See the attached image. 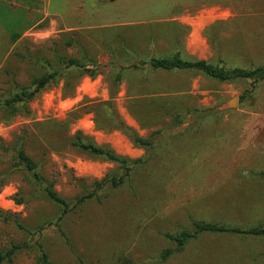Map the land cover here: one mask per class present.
<instances>
[{
  "label": "rangeland",
  "instance_id": "1",
  "mask_svg": "<svg viewBox=\"0 0 264 264\" xmlns=\"http://www.w3.org/2000/svg\"><path fill=\"white\" fill-rule=\"evenodd\" d=\"M84 1L0 0L1 98L15 83L28 85L32 74L42 70L39 59L53 61L56 51L77 56L84 46L100 65L101 73L94 78L76 70L49 83L28 101L26 111L11 118L0 112V141L10 144L25 137V151L61 196L71 199L83 184L117 169L114 162L70 145L75 131L119 154L145 156L144 148L106 119L102 102L113 100L111 107L122 121L144 137L173 124L175 112L184 115L205 107L216 117L193 129L186 140L191 148H175L182 158H167L168 166L177 163V174L162 188L157 214L138 226L140 219L126 213L130 205L125 189L100 204H86L66 219L69 244L60 240L57 228L45 230L50 258L55 264H123V258L126 264H264V236L235 233H202L173 258L158 261L159 251L169 244L160 231L189 229L193 219L243 229L264 224V79L253 86L248 79L220 82L184 71L129 72L113 88L109 68L103 66L108 54L102 41L109 33L106 28L115 32L128 23L132 28L121 33L137 34L142 51L170 53L171 36L187 57L204 56L213 63L221 57L228 66L263 64L264 0H89L101 10L97 15L82 13L88 3ZM146 30L153 39L146 38ZM68 38L76 43L64 45ZM189 48L197 52L190 54ZM232 97L236 105L225 107ZM187 117L164 133L185 129L194 121L192 113ZM153 164L138 169L137 182L155 169ZM4 168L0 161V171ZM2 180L0 247L25 239L15 220L34 228L59 214L54 204L35 195L23 174L11 173ZM36 256L35 249H23L7 264H38Z\"/></svg>",
  "mask_w": 264,
  "mask_h": 264
},
{
  "label": "trees",
  "instance_id": "2",
  "mask_svg": "<svg viewBox=\"0 0 264 264\" xmlns=\"http://www.w3.org/2000/svg\"><path fill=\"white\" fill-rule=\"evenodd\" d=\"M128 27L132 28L131 26ZM128 27H117L115 32H113V28H106L109 33L102 38V41L105 42L104 51L108 54V60L103 66L109 68L110 85L113 88L118 87L125 74L127 75L129 72H141L145 75L149 71H184L199 73L220 82L248 79L252 81L253 86L259 80L264 79V63L251 67L228 66L221 57L218 58L216 63L202 58L187 57L182 55L176 48L177 45L172 41V38L170 40L172 44L174 43V49L170 53L156 54L152 53L148 48L143 51L139 50L136 41L140 39L137 34L125 37L121 33L123 29ZM150 32V30H146L144 35L148 39L150 37L153 39L154 35ZM73 43H76V40L68 38L65 40L64 45ZM55 58L53 61L48 58H40L39 65L42 70L32 74L28 85L15 83L7 96L0 97V112L4 117L11 118L21 111H26L28 101L37 96L49 83L57 81L60 77L67 78L76 70L82 71L83 74L88 75L90 78H94L101 73L96 56L92 55L84 46L77 56H68L56 51ZM135 85L138 86L140 83L134 84L133 87ZM131 92L127 91V94H131ZM145 93H154V91L148 90ZM112 101L110 99L102 102L105 106L103 112L108 116L106 119L111 125L126 134L134 145L144 148L145 156L132 158L119 154L106 145H99L93 142L83 135L81 131H75L68 140L70 145L101 159L114 162L117 164V169L99 179H93L89 184H83L82 190L71 199L61 196L55 190L53 181L43 174L40 163L25 151V137H18L10 144L0 141V161L6 163V168L0 171V182H3L4 180L2 179L9 174L19 172L29 180L36 196L45 198L59 210L55 220L37 225L34 228H26L15 220L17 227L26 232V237L22 242L10 241L7 245L0 247V264L12 263L15 256L23 249H35L38 264H55L44 244L45 230L51 226L57 228L60 240L69 244L70 239L65 226L68 216L71 213L78 212L86 204L93 202L100 204L105 199H112V196L117 195L124 189L129 195L128 202L130 205L127 207L126 213L131 212L134 217L140 219L138 226L141 224L142 219H148L157 214L162 206L160 204L163 200L164 191H162V188L168 180L173 179L177 174L173 170L177 163L172 162L168 166L169 161L167 158L171 157L176 160L182 158V153H178L175 148L177 146H184L185 150L188 147L191 148V143L187 145L186 140L193 132V129L216 117L215 112L205 107L188 109L184 115L175 112L173 124L157 129L150 136L144 137L122 121L118 113L111 107ZM188 113L194 115L192 124L185 129L164 133V130L176 127L187 120ZM152 163H154L155 169L152 172L148 171L137 182L136 173L138 169H144ZM14 202L20 204L22 203V198L14 197ZM160 232L169 243L159 251L158 261L163 262L173 258L176 253L185 249L192 240L202 233H235L242 236H264V224L243 229L214 221L193 219L189 229L183 228L173 232ZM110 258L111 256L108 259ZM123 259L117 258V261L121 260L123 264H126L125 260L127 262L128 260L126 258Z\"/></svg>",
  "mask_w": 264,
  "mask_h": 264
},
{
  "label": "crops",
  "instance_id": "3",
  "mask_svg": "<svg viewBox=\"0 0 264 264\" xmlns=\"http://www.w3.org/2000/svg\"><path fill=\"white\" fill-rule=\"evenodd\" d=\"M88 1V3H89V0H87ZM87 1H84L83 3L85 4V2H87ZM88 3H87V5H85L84 6V8H81L82 9V13H86V14H99V13H101V10L100 9H98L97 7H94L93 6V3H89V5H88ZM100 4V3H99ZM95 5V4H94ZM96 6V5H95ZM83 7V6H82ZM97 8V9H96ZM74 8L72 7V10H73ZM72 10L70 11V12H72ZM65 13H66V11H65ZM175 21H178V22H181L180 21V19H181V17H179V16H176V17H174L173 18ZM129 26V24L127 23V24H125L124 26H122V27H128ZM117 27H119V26H117ZM152 27H154V26H152ZM88 28V27H87ZM74 29V28H73ZM154 31H156V28L154 27ZM190 35H191V33H190ZM201 38L202 39H204V44H206V41H205V38L204 37H202L201 36ZM171 36H168V42L170 43V45H171ZM186 50H187V48H185ZM188 53H190V54H194V53H196L197 51L196 50H192V48H189V50L187 51ZM198 58H202V59H206V57H204V56H198Z\"/></svg>",
  "mask_w": 264,
  "mask_h": 264
},
{
  "label": "water",
  "instance_id": "4",
  "mask_svg": "<svg viewBox=\"0 0 264 264\" xmlns=\"http://www.w3.org/2000/svg\"><path fill=\"white\" fill-rule=\"evenodd\" d=\"M236 105V99L235 97L230 98L226 104L224 105L225 107H232Z\"/></svg>",
  "mask_w": 264,
  "mask_h": 264
}]
</instances>
